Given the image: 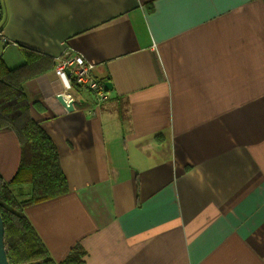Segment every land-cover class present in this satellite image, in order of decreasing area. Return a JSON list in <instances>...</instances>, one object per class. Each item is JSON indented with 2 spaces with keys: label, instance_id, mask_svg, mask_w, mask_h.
I'll return each instance as SVG.
<instances>
[{
  "label": "crops",
  "instance_id": "0c3cea01",
  "mask_svg": "<svg viewBox=\"0 0 264 264\" xmlns=\"http://www.w3.org/2000/svg\"><path fill=\"white\" fill-rule=\"evenodd\" d=\"M3 4L0 58L53 60L25 89L69 189L25 212L56 261L80 245L86 264H264V0ZM67 47L112 84L98 108L56 97ZM21 159L0 130L5 180Z\"/></svg>",
  "mask_w": 264,
  "mask_h": 264
},
{
  "label": "trees",
  "instance_id": "16d2710c",
  "mask_svg": "<svg viewBox=\"0 0 264 264\" xmlns=\"http://www.w3.org/2000/svg\"><path fill=\"white\" fill-rule=\"evenodd\" d=\"M4 22L5 8L0 0V29ZM20 50L26 60L21 64L11 66L0 58V130H13L22 145L14 178L7 181L0 174V214L8 259L10 264H86L80 245H75L64 260L56 261L25 212L27 206L61 195L69 186L52 137L31 115L25 89V82L53 60L25 46ZM26 185L31 187L29 192Z\"/></svg>",
  "mask_w": 264,
  "mask_h": 264
},
{
  "label": "built area",
  "instance_id": "2783aa9c",
  "mask_svg": "<svg viewBox=\"0 0 264 264\" xmlns=\"http://www.w3.org/2000/svg\"><path fill=\"white\" fill-rule=\"evenodd\" d=\"M55 60V73L66 76L70 83L63 90L64 93L70 89L74 90L75 86L83 90H90L95 95L97 108L109 99L106 82L94 75V64L86 60L81 54H76L71 47H67L62 54L55 57ZM128 88L121 90V92L128 90ZM77 97L78 95L69 93V98L78 99ZM69 98L68 100H70Z\"/></svg>",
  "mask_w": 264,
  "mask_h": 264
},
{
  "label": "water",
  "instance_id": "95a60500",
  "mask_svg": "<svg viewBox=\"0 0 264 264\" xmlns=\"http://www.w3.org/2000/svg\"><path fill=\"white\" fill-rule=\"evenodd\" d=\"M106 85L110 87L112 84L110 82H106ZM58 100L69 110L74 109L75 99L68 100L66 94L64 92H60L56 96ZM0 264H10L6 245H5V224L2 215L0 214Z\"/></svg>",
  "mask_w": 264,
  "mask_h": 264
},
{
  "label": "rangeland",
  "instance_id": "374dc122",
  "mask_svg": "<svg viewBox=\"0 0 264 264\" xmlns=\"http://www.w3.org/2000/svg\"><path fill=\"white\" fill-rule=\"evenodd\" d=\"M26 188V187H25ZM28 189V188H27ZM30 190H31V187H30Z\"/></svg>",
  "mask_w": 264,
  "mask_h": 264
}]
</instances>
